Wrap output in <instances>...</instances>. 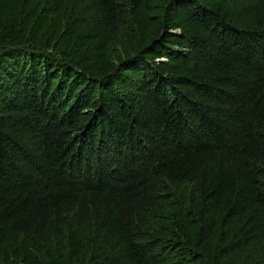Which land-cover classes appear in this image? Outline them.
<instances>
[{
  "label": "trees",
  "instance_id": "obj_1",
  "mask_svg": "<svg viewBox=\"0 0 264 264\" xmlns=\"http://www.w3.org/2000/svg\"><path fill=\"white\" fill-rule=\"evenodd\" d=\"M0 264H264V0H0Z\"/></svg>",
  "mask_w": 264,
  "mask_h": 264
}]
</instances>
